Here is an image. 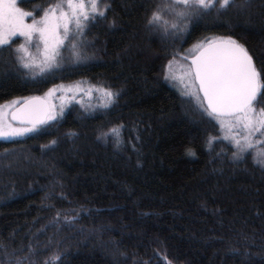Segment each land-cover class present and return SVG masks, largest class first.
Returning a JSON list of instances; mask_svg holds the SVG:
<instances>
[{
  "label": "trees",
  "instance_id": "obj_1",
  "mask_svg": "<svg viewBox=\"0 0 264 264\" xmlns=\"http://www.w3.org/2000/svg\"><path fill=\"white\" fill-rule=\"evenodd\" d=\"M55 2L17 5L39 17ZM172 3L100 0L104 16L43 72L19 63L16 41L0 47V105L62 84L114 93L106 108L72 104L0 140V264H264V135L238 151L163 75L169 61L231 37L264 81V0L217 2L186 21ZM155 10L163 19L149 25Z\"/></svg>",
  "mask_w": 264,
  "mask_h": 264
},
{
  "label": "snow or ice",
  "instance_id": "obj_2",
  "mask_svg": "<svg viewBox=\"0 0 264 264\" xmlns=\"http://www.w3.org/2000/svg\"><path fill=\"white\" fill-rule=\"evenodd\" d=\"M217 2L222 10L230 5L231 0H173L171 5L165 7L170 8L181 21H186L201 10L216 7ZM104 14L98 0H57L55 4H49L39 18H35L33 12L17 7V0H0V45L14 36L23 37L24 43L17 49L23 53L17 57L19 63L25 69H39L43 72L58 63L62 47L73 38V26L77 33H82L87 21ZM26 17H33L30 23L26 22ZM162 19L161 11L155 10L148 23L156 25ZM164 23L167 24L168 21L164 20ZM171 26L179 27L177 23ZM33 41H38V56L30 54L29 47ZM72 47V54L78 56L76 44L73 43ZM197 48L198 54L191 57L186 75L193 77L194 74V83L199 85L198 92L203 93L208 113L222 123L225 117L234 119L237 126L242 124L245 130H264V107L259 113L255 110L258 97L264 95V81L247 49L231 37L208 40ZM171 63L169 61V65ZM103 91L108 100L114 97L110 90ZM51 92L49 90V95ZM15 104L16 101H12L7 105H0V138L23 135L32 131L36 124L54 118V111L41 110L39 114H33L23 111L27 102L21 109H15ZM10 109H15L11 113L12 120L19 121L22 126L18 127L7 121ZM110 132L116 133L118 129H110ZM244 139L249 143L240 145L239 140L235 142L240 152L252 147L251 134ZM233 155L236 156L237 152H233Z\"/></svg>",
  "mask_w": 264,
  "mask_h": 264
},
{
  "label": "rangeland",
  "instance_id": "obj_3",
  "mask_svg": "<svg viewBox=\"0 0 264 264\" xmlns=\"http://www.w3.org/2000/svg\"><path fill=\"white\" fill-rule=\"evenodd\" d=\"M99 1L100 0H98V4H99ZM33 16L35 17V15ZM32 18L33 17H26V22L30 23ZM35 18H39V17H35ZM76 34L77 32L75 30V27L73 26V36ZM14 41L17 42L16 48L18 49L19 45L21 43H24V38L20 36H14L7 43L0 45V47L9 45ZM67 42L68 41H66L63 47L68 45ZM37 44H38V41H33L31 46L29 47L30 54L33 56L39 55L37 52ZM196 51L194 52L190 51V53H188L187 58L194 56L196 54L195 53ZM18 54L19 56L23 55V53H20V52H18ZM189 66H190L189 62L185 61L182 58L173 59L171 65H169V62L165 64L164 72H163L164 78L171 86H173L182 95L183 98L192 99L193 101H195L202 107L203 106L205 107L203 99L200 93L198 92V87L196 83H194V76L188 77L186 75ZM28 70L33 71L30 69ZM39 71H40L39 69H36L33 72H39ZM166 73H168L167 76H166ZM103 89L105 88L102 86H96V85H92L88 83L62 84V85H57L53 87L51 89L52 90L51 95H49V92H48L43 96L50 103L51 111H54V118L48 119V120H54L56 118H59L63 114L65 109L72 104H78L85 109H91V110L92 109L97 110V109L108 107L114 100V97L111 100H108V98L105 96ZM7 104L8 103L2 104V105H7ZM17 105H19L18 102H16L15 107ZM12 110L13 109L8 110V115H7L8 122H10L9 115ZM255 110L257 113H259V110L256 107H255ZM217 122H218V125H220L223 133H228L231 137L234 138L233 140H231V142L236 149H237V146L235 144L236 140L240 141V145H246L247 143H249V141H246L244 139V137L249 135V133L251 134L250 143H252L253 135H256V134L264 135V132H261V131L245 130L242 124L237 126L236 121L234 119L223 118V123L221 122V120H217ZM15 126L19 127V125H15ZM26 134H28V132L20 136L0 138V140L19 138ZM257 142L258 141H256V143ZM262 142L264 143V139L262 140Z\"/></svg>",
  "mask_w": 264,
  "mask_h": 264
},
{
  "label": "water",
  "instance_id": "obj_4",
  "mask_svg": "<svg viewBox=\"0 0 264 264\" xmlns=\"http://www.w3.org/2000/svg\"><path fill=\"white\" fill-rule=\"evenodd\" d=\"M197 54H198V52H197L195 55H197ZM195 55H194V56H195ZM186 60H187V61L189 62V64L191 65V57H190V58H187ZM193 76H194V74H193ZM196 85H197V87H198V89H199V85H198V83H196ZM200 95H201V97H202V99H203V93H200ZM33 98H35V99H33ZM26 102H27V106L23 109V111H25V112H29V113H33V114H39V112H40L41 110H44V111L51 110V105H50V103L48 102V100H46L44 97H41V96H33V97H30V98H27V99L23 100L21 103H19V105H17V106L15 107V109H21V106H22V105H25ZM203 102H204V99H203ZM204 105H205V107H206V109H207V104H206L205 102H204ZM15 109H13V110H15ZM13 110H12V111H13ZM12 111L10 112V115H9V120H10V122H11L12 124H14V125L22 126V125L20 124L19 121H13V120H12V115H11ZM213 116H214V115H213ZM225 118H227V117H225ZM47 121H48V119L44 120V121L41 122V123L36 124L35 127H41V126H43ZM25 126H27V125H25Z\"/></svg>",
  "mask_w": 264,
  "mask_h": 264
}]
</instances>
